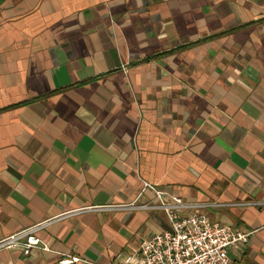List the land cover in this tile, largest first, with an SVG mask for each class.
Segmentation results:
<instances>
[{
	"label": "crops",
	"instance_id": "0c3cea01",
	"mask_svg": "<svg viewBox=\"0 0 264 264\" xmlns=\"http://www.w3.org/2000/svg\"><path fill=\"white\" fill-rule=\"evenodd\" d=\"M142 180L264 264V0H0V239L47 221L0 264H122L168 227Z\"/></svg>",
	"mask_w": 264,
	"mask_h": 264
},
{
	"label": "built area",
	"instance_id": "2783aa9c",
	"mask_svg": "<svg viewBox=\"0 0 264 264\" xmlns=\"http://www.w3.org/2000/svg\"><path fill=\"white\" fill-rule=\"evenodd\" d=\"M145 190L153 192L154 202L123 207L162 210L168 227L141 241L125 255L122 264H228V249L247 244L251 231L212 220L206 213V208L222 203L188 200L142 180L140 194ZM46 223H36L1 238L0 250L20 248L24 255L29 254L39 246L36 232ZM42 248L47 250L45 246ZM78 260L76 255L67 253L50 264H74Z\"/></svg>",
	"mask_w": 264,
	"mask_h": 264
}]
</instances>
